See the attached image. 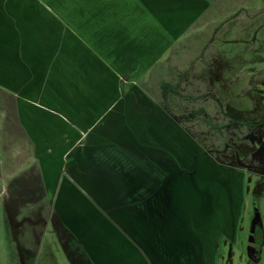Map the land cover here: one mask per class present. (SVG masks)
<instances>
[{"label":"crops","instance_id":"0c3cea01","mask_svg":"<svg viewBox=\"0 0 264 264\" xmlns=\"http://www.w3.org/2000/svg\"><path fill=\"white\" fill-rule=\"evenodd\" d=\"M211 4L59 0L55 9L50 0H0L1 116L22 136L13 157H28L3 206L20 264H211L234 204L236 224L241 176L212 160L168 107L177 89L200 95L189 65L174 75L185 60L174 48L207 30ZM222 169L239 177L229 185ZM26 198H44L36 207L50 209L48 238L63 253L41 248L40 214L28 220L41 228L25 256L15 214Z\"/></svg>","mask_w":264,"mask_h":264},{"label":"rangeland","instance_id":"374dc122","mask_svg":"<svg viewBox=\"0 0 264 264\" xmlns=\"http://www.w3.org/2000/svg\"><path fill=\"white\" fill-rule=\"evenodd\" d=\"M211 2L212 12L201 19V23L205 25L208 18L211 25L207 30L205 31L207 25L199 28L203 29L202 31L197 27L192 29V32L197 30L184 37L188 39V45L174 48V52L178 51L176 55H183L185 58L183 66L179 63L173 66L174 75L176 74L178 79L177 71L185 73V65H189L191 72L188 73L187 79L195 80L193 91L200 95H183L179 93L180 89H177L176 94L168 98L173 106L167 105L174 108L173 111L169 110L172 115L178 113L174 117L184 125L182 128L194 137L200 147L215 151L228 149L229 152L225 156H228L235 171L237 161L264 170V0ZM50 3L58 9L59 0H50ZM188 54L196 56L187 62ZM146 81L148 90L152 91V81ZM163 97L160 96L159 99ZM166 103L164 99L160 102L163 106ZM15 129L16 127L2 121L0 110V264H20L17 256L12 254L10 241L6 240L3 209L6 202L7 205L10 204L11 194L15 192L17 183L22 182L25 177L24 168L28 162L27 156L21 160L16 159L17 156L13 157L19 147V139L22 138L11 134ZM213 160L221 164L220 159ZM222 172L225 174L223 179H226L229 185L231 179L236 180L240 175L225 169H222ZM245 174L243 203L238 207L241 218L235 228L237 231L232 239L237 205L234 204L227 209L224 225L227 239L231 238V241H220L211 264H247L250 255L249 230L253 221L257 220L256 230L264 235V172L249 170L245 171ZM40 199L29 202L26 198L17 206L18 213L15 216L20 221L22 233L25 234V241L21 242L27 249L25 256L34 248L35 239L32 233L41 228L39 221L28 223L31 222L28 220L41 217L40 214H43L45 219L39 236V240L44 241L41 248L50 243L63 253L61 245L53 243L57 242L56 239L53 236L48 238L52 223L48 221L52 214L50 215V209L44 213L36 207L41 204ZM234 201L238 203L236 195Z\"/></svg>","mask_w":264,"mask_h":264},{"label":"flooded vegetation","instance_id":"af4514ba","mask_svg":"<svg viewBox=\"0 0 264 264\" xmlns=\"http://www.w3.org/2000/svg\"><path fill=\"white\" fill-rule=\"evenodd\" d=\"M223 150V151H215L210 149L206 150V153L213 159H220L221 162L226 163V164H231L230 160L228 159V156L226 157V153L228 154L229 151ZM236 158V157H235ZM232 165V164H231ZM236 170L240 173V180H241V195H242V203H243V188H244V180L246 177L245 171H249V170H255V171H263L264 170L261 167L258 166H249L243 163H240L239 161H237V167ZM243 207V206H242ZM240 218L241 215L238 214L237 216V220L235 223H239L240 222ZM258 225L257 220L253 221L250 225V237L248 240V244H249V248H250V255L249 258H247V264H264V235L262 234V232H258L256 230V227ZM236 228V224L234 225V230H233V234H232V239L234 238V235L237 231ZM226 241H231V238H228L230 240L227 239V236H225L224 238ZM260 241H263V243H260Z\"/></svg>","mask_w":264,"mask_h":264}]
</instances>
